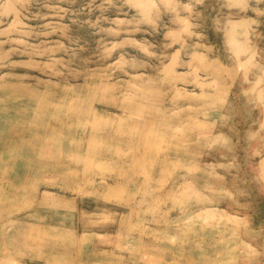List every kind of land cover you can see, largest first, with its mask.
<instances>
[{
	"label": "rangeland",
	"instance_id": "obj_1",
	"mask_svg": "<svg viewBox=\"0 0 264 264\" xmlns=\"http://www.w3.org/2000/svg\"><path fill=\"white\" fill-rule=\"evenodd\" d=\"M0 264H264V0H0Z\"/></svg>",
	"mask_w": 264,
	"mask_h": 264
}]
</instances>
